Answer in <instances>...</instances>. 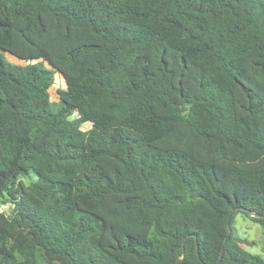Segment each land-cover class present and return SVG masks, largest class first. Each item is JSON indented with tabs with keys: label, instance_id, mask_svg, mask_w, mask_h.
Wrapping results in <instances>:
<instances>
[{
	"label": "trees",
	"instance_id": "1",
	"mask_svg": "<svg viewBox=\"0 0 264 264\" xmlns=\"http://www.w3.org/2000/svg\"><path fill=\"white\" fill-rule=\"evenodd\" d=\"M238 212L264 227V0H0V264H264Z\"/></svg>",
	"mask_w": 264,
	"mask_h": 264
},
{
	"label": "rangeland",
	"instance_id": "2",
	"mask_svg": "<svg viewBox=\"0 0 264 264\" xmlns=\"http://www.w3.org/2000/svg\"><path fill=\"white\" fill-rule=\"evenodd\" d=\"M63 82L59 74H55L54 84L49 89L50 109L56 110V89L62 88ZM84 127V126H83ZM7 207L4 206L3 209ZM233 235L241 243V248L248 254H258L264 258V227L252 221L243 212H238L233 220ZM241 239V240H240Z\"/></svg>",
	"mask_w": 264,
	"mask_h": 264
},
{
	"label": "water",
	"instance_id": "3",
	"mask_svg": "<svg viewBox=\"0 0 264 264\" xmlns=\"http://www.w3.org/2000/svg\"><path fill=\"white\" fill-rule=\"evenodd\" d=\"M237 209H238V208H235V209L232 211V213L229 215V217L227 218V224H226V236H225V238H224V243H227L228 240H229V238H230V235H231L230 221H231V217H232V215L237 211ZM249 215L252 216L253 214H252L251 212H249ZM223 251H224V247H222V248L220 249L219 261H220V259H221V257H222ZM196 253L198 254L197 247H196ZM182 261H183L182 259H179V260L177 261L176 264H182Z\"/></svg>",
	"mask_w": 264,
	"mask_h": 264
}]
</instances>
